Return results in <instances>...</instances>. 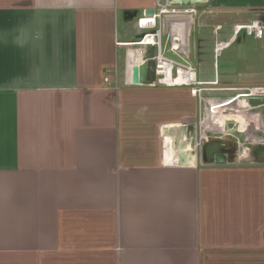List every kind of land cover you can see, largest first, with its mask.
<instances>
[{"label": "crops", "instance_id": "obj_1", "mask_svg": "<svg viewBox=\"0 0 264 264\" xmlns=\"http://www.w3.org/2000/svg\"><path fill=\"white\" fill-rule=\"evenodd\" d=\"M160 8L194 66L207 44L193 35L211 28L202 82L264 87V35L239 34L221 64L224 51L213 55L215 40L264 17V0H0V264H264V163L249 152L264 101H236L219 124L205 107L225 98L132 84L143 51L129 43ZM225 149L234 157L215 164Z\"/></svg>", "mask_w": 264, "mask_h": 264}, {"label": "built area", "instance_id": "obj_2", "mask_svg": "<svg viewBox=\"0 0 264 264\" xmlns=\"http://www.w3.org/2000/svg\"><path fill=\"white\" fill-rule=\"evenodd\" d=\"M180 10H171V12H179ZM166 12L165 9H158L157 13H154L153 16L146 17L143 16L137 22L138 28L142 30L143 36L142 38L137 39L130 44V50L135 48L143 51V55L145 53V49L147 47H153V56L149 59V61L154 66V81L150 82L148 85L151 87L156 86H164V87H187L190 88L191 93L193 95H197L198 98L202 100V102H206L205 97L202 96V92L204 91H217L221 90L216 88V81L213 82H202L197 79V70L196 67L191 64L185 53H181L180 43L182 41V37L175 33L174 35H168V37L163 32V27L161 26V17L162 13ZM186 12V11H184ZM183 14V13H180ZM220 28V27H217ZM243 33L248 37H252L255 39H261L264 35V17H256L251 20L249 23L236 25L233 27L232 35L227 40H215L213 47V55L214 58L217 59L221 55L223 51H225L235 38ZM164 38V43L162 41ZM140 55L138 59L141 60ZM171 55V56H170ZM137 60V59H136ZM105 82H109V78L106 77ZM240 94H237L235 97L225 98L226 100L220 102L218 104H208L205 109L212 114V123L219 121L220 124V111H224V113H228V111L235 109L236 101L238 100H260L264 101V87H253V88H244L237 89ZM264 107V103L261 104ZM258 106L246 107L245 109H241L244 113L250 114L252 110L256 109ZM205 113V115L208 114ZM204 117V116H203ZM205 118V117H204ZM218 119V120H217ZM206 120V119H205ZM245 127L249 126V119L244 120ZM248 122V123H247ZM204 123V120H203ZM238 131L243 133V129H239V126L236 127ZM217 130V129H215ZM219 136L224 135L225 130H220ZM247 140V139H245ZM259 144L264 145V139H259Z\"/></svg>", "mask_w": 264, "mask_h": 264}, {"label": "water", "instance_id": "obj_3", "mask_svg": "<svg viewBox=\"0 0 264 264\" xmlns=\"http://www.w3.org/2000/svg\"><path fill=\"white\" fill-rule=\"evenodd\" d=\"M206 0H170L172 4H180L181 6H191V5H196L203 3ZM154 10L149 9L145 11L144 16L150 17L153 16ZM143 34L139 35L137 39L142 38ZM153 56V47H147L145 49L144 55L141 57V60L139 63H136L132 67V76H131V83L134 85H145L149 84L150 82L154 81V66L153 64L149 61L150 58ZM237 89H232V90H226V89H221L217 91H204L202 92V96L205 98L209 97H217V98H231L235 97L237 94H240ZM183 131L186 130V127H183ZM193 141L190 143V149L193 148ZM181 146V145H180ZM179 146V147H180ZM185 146V145H184ZM178 147V149H179ZM185 148V147H184ZM263 147L259 145L256 147V150H260ZM203 155L205 156L204 153V147H202ZM189 153V151H188ZM186 152L180 151L179 157L180 161L184 163L186 161ZM254 157H256L258 163H264V148L262 151L257 152L252 154ZM227 156L226 154H216L213 157V161L215 164H225L228 161L226 160ZM232 162V161H229Z\"/></svg>", "mask_w": 264, "mask_h": 264}, {"label": "rangeland", "instance_id": "obj_4", "mask_svg": "<svg viewBox=\"0 0 264 264\" xmlns=\"http://www.w3.org/2000/svg\"><path fill=\"white\" fill-rule=\"evenodd\" d=\"M160 1H162V0H160ZM199 10L201 12H203L201 9H199ZM204 16H209L208 14L203 15L202 19H205V18H207V20L209 19L208 17H204ZM203 24H209V22L204 21ZM126 30H127V32H126ZM210 30H211V28L208 25L207 26H201V27L199 26L198 33L196 31V34H194L193 38H192V41H195V43L198 39H200V40L206 42L205 44H207V46L204 47V49L201 48L199 50L198 47L196 48L197 53H199V51H201V53H202L201 65L195 66L196 70H197V79L201 80V81H209V80L213 79V57H212V53H210V47L212 46V40L210 38L212 37L211 36L212 34H211ZM123 31L126 34H130L129 28H125V26L123 28ZM251 38L252 37H248V39H246V41L251 42L252 41ZM132 40H134V38ZM162 41L164 43V41H165L164 38H162ZM235 45H233L229 50H227V51L225 50L223 52L222 56L219 59H217V63L221 64V61L225 60V58H227V55L229 53H232V50H233V48H235ZM248 49L250 50V47H248ZM248 49L246 48V50H248ZM196 56H197L196 52L194 54V57H193V54L191 55V59H192L191 62L196 63V61H195ZM122 57H123V53L121 54V59H120V65L121 66H122ZM262 120H263V125H264V115H263ZM248 146H250V144H247V143L242 144L241 146L238 145L237 152H239V153H237V154H241L242 152H244L245 151L244 148L248 147Z\"/></svg>", "mask_w": 264, "mask_h": 264}, {"label": "flooded vegetation", "instance_id": "obj_5", "mask_svg": "<svg viewBox=\"0 0 264 264\" xmlns=\"http://www.w3.org/2000/svg\"><path fill=\"white\" fill-rule=\"evenodd\" d=\"M262 150H263V148L260 149V150H258V149L256 150V147H254V148L250 149L249 152L252 155V154L260 152ZM221 154H226V156H227L226 160L227 161L230 160L232 156L234 157V153H233V151L231 149H225V150L221 151Z\"/></svg>", "mask_w": 264, "mask_h": 264}, {"label": "bare ground", "instance_id": "obj_6", "mask_svg": "<svg viewBox=\"0 0 264 264\" xmlns=\"http://www.w3.org/2000/svg\"><path fill=\"white\" fill-rule=\"evenodd\" d=\"M129 46H130V44H129ZM220 118H225V116H220ZM208 125V124H207Z\"/></svg>", "mask_w": 264, "mask_h": 264}]
</instances>
